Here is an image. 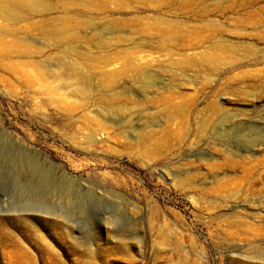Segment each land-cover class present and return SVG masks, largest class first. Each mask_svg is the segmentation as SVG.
Returning a JSON list of instances; mask_svg holds the SVG:
<instances>
[{
    "label": "rangeland",
    "instance_id": "rangeland-1",
    "mask_svg": "<svg viewBox=\"0 0 264 264\" xmlns=\"http://www.w3.org/2000/svg\"><path fill=\"white\" fill-rule=\"evenodd\" d=\"M0 264H264V0H0Z\"/></svg>",
    "mask_w": 264,
    "mask_h": 264
},
{
    "label": "bare ground",
    "instance_id": "bare-ground-1",
    "mask_svg": "<svg viewBox=\"0 0 264 264\" xmlns=\"http://www.w3.org/2000/svg\"><path fill=\"white\" fill-rule=\"evenodd\" d=\"M19 190V189H18ZM31 201V200H30ZM29 201V202H30ZM27 203V202H26ZM31 203H34L33 205H24V207H30V210L32 211V210H34V209H32L33 207H35L36 208V210L38 211L39 209H42V211L43 210H45V209H47L48 208V206L46 207V204H45V202L42 200V199H38L37 201L36 200H34L33 202H31ZM26 210H29V209H27L26 208ZM46 211V210H45ZM47 213H49V212H47Z\"/></svg>",
    "mask_w": 264,
    "mask_h": 264
}]
</instances>
